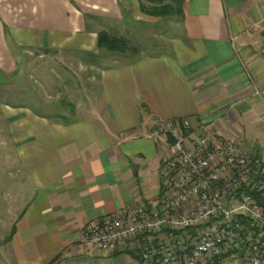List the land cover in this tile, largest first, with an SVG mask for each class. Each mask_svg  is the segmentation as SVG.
Returning a JSON list of instances; mask_svg holds the SVG:
<instances>
[{
  "label": "crops",
  "instance_id": "0c3cea01",
  "mask_svg": "<svg viewBox=\"0 0 264 264\" xmlns=\"http://www.w3.org/2000/svg\"><path fill=\"white\" fill-rule=\"evenodd\" d=\"M142 1L0 0V264H146L138 241L101 252L82 235L157 205V118L264 160V0H167L179 20L163 51L98 59V32L136 23Z\"/></svg>",
  "mask_w": 264,
  "mask_h": 264
},
{
  "label": "built area",
  "instance_id": "2783aa9c",
  "mask_svg": "<svg viewBox=\"0 0 264 264\" xmlns=\"http://www.w3.org/2000/svg\"><path fill=\"white\" fill-rule=\"evenodd\" d=\"M148 137L163 142L157 205L105 216L83 231V241L101 252L138 241L146 264H264V204L257 198L264 195V160L257 148L189 118H157Z\"/></svg>",
  "mask_w": 264,
  "mask_h": 264
},
{
  "label": "rangeland",
  "instance_id": "374dc122",
  "mask_svg": "<svg viewBox=\"0 0 264 264\" xmlns=\"http://www.w3.org/2000/svg\"><path fill=\"white\" fill-rule=\"evenodd\" d=\"M168 6L172 11L168 12ZM174 9V11H173ZM135 15L136 23L119 22L100 30L109 37H116L124 42L123 51L110 50L98 44V32L95 50L97 58L111 63L112 59L123 55H137L140 53L156 54L164 50L169 39L174 35L179 17L175 13L176 4L167 0H144L134 8L128 7ZM26 58H31L26 54ZM95 70L89 68L90 75Z\"/></svg>",
  "mask_w": 264,
  "mask_h": 264
},
{
  "label": "trees",
  "instance_id": "16d2710c",
  "mask_svg": "<svg viewBox=\"0 0 264 264\" xmlns=\"http://www.w3.org/2000/svg\"><path fill=\"white\" fill-rule=\"evenodd\" d=\"M167 9L168 12L172 11L171 6H168ZM98 44L110 50L123 51L124 49V42L121 39L116 37H109L104 31L98 34ZM257 198L261 204H264V195H259Z\"/></svg>",
  "mask_w": 264,
  "mask_h": 264
}]
</instances>
